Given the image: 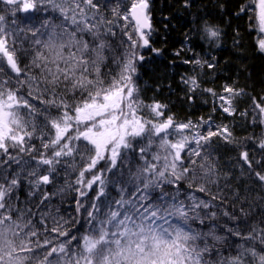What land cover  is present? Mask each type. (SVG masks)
Returning a JSON list of instances; mask_svg holds the SVG:
<instances>
[{"label":"snow or ice","instance_id":"snow-or-ice-1","mask_svg":"<svg viewBox=\"0 0 264 264\" xmlns=\"http://www.w3.org/2000/svg\"><path fill=\"white\" fill-rule=\"evenodd\" d=\"M177 2L196 27L171 64L207 117L142 96L176 18L153 0H0V264H264V92L202 86L224 30ZM233 16L264 54V0Z\"/></svg>","mask_w":264,"mask_h":264},{"label":"trees","instance_id":"trees-1","mask_svg":"<svg viewBox=\"0 0 264 264\" xmlns=\"http://www.w3.org/2000/svg\"><path fill=\"white\" fill-rule=\"evenodd\" d=\"M242 0H194V7L191 9L192 13L200 11L201 14L207 12L210 15L209 23H215L221 26L224 30V35L221 41V47L212 49L211 52L216 55L218 60L217 69L214 70L211 75L205 79L203 87H213L219 90L221 84L226 82V78L231 77L236 79L239 75L238 83L240 87H249L254 93L264 92V54L259 53L255 47V41L257 35L254 32L249 31V24L246 17L236 19L233 13L238 11V5ZM219 3L225 5V10L221 13ZM156 18H159L158 14L163 6L164 13L169 16H175L172 20L171 32L168 36V44L165 46L168 52L163 60L156 57L153 61H150L146 69L143 72V79L141 81V87L143 89L142 96L146 101L153 98L158 99L164 103H168L171 112L175 113L178 120H185L188 118L197 119L200 116L207 117L210 114V105L201 103V99L207 97H201L197 99L195 105H189L184 97V93L180 90L178 85L179 77L189 66L171 64L170 51L181 46V43L185 39V33H188L190 29L195 28L196 25L192 23L193 17L188 15L177 0H153ZM170 5H175L170 7ZM231 20V23H229ZM238 29V37L235 35L234 30ZM192 39L197 40L196 33L193 32ZM239 39V46H234L233 41ZM157 47L161 46L159 44ZM195 51L201 55L209 54V45L203 41H198V46L195 47ZM215 77V83L212 82V77ZM160 86V91H156V87ZM168 85L172 86L173 91L170 92ZM248 106V101H242L238 107L242 110ZM219 113L216 114L217 123L221 122ZM229 120H225L228 123ZM238 124H243L242 121L237 118ZM255 131L259 135L261 129L259 127L251 129L246 125L237 127L235 129V135L238 138L251 135ZM225 159L229 156L235 155V153H223ZM69 201L71 197L69 196ZM64 208H68L71 212L72 207L69 204H65ZM63 210V208H62Z\"/></svg>","mask_w":264,"mask_h":264}]
</instances>
